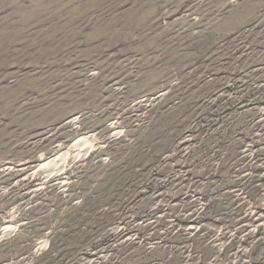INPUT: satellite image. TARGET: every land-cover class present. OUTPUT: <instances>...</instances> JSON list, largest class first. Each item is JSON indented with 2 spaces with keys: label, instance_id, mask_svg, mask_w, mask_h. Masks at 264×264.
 Here are the masks:
<instances>
[{
  "label": "rangeland",
  "instance_id": "374dc122",
  "mask_svg": "<svg viewBox=\"0 0 264 264\" xmlns=\"http://www.w3.org/2000/svg\"><path fill=\"white\" fill-rule=\"evenodd\" d=\"M0 264H264V0H0Z\"/></svg>",
  "mask_w": 264,
  "mask_h": 264
},
{
  "label": "bare ground",
  "instance_id": "6f19581e",
  "mask_svg": "<svg viewBox=\"0 0 264 264\" xmlns=\"http://www.w3.org/2000/svg\"><path fill=\"white\" fill-rule=\"evenodd\" d=\"M91 139V138H90ZM88 137L80 138L76 140L73 144L75 150L67 149L60 152L58 155L52 159L44 162L41 169L46 172L48 176H59L64 173L68 166L76 160L86 158L91 152L96 148L94 142H92ZM14 231V226L8 225L4 228L3 235L8 236ZM44 246V245H43ZM42 247V246H41Z\"/></svg>",
  "mask_w": 264,
  "mask_h": 264
},
{
  "label": "water",
  "instance_id": "95a60500",
  "mask_svg": "<svg viewBox=\"0 0 264 264\" xmlns=\"http://www.w3.org/2000/svg\"><path fill=\"white\" fill-rule=\"evenodd\" d=\"M11 234H12V233H11ZM11 234H10V235H11ZM10 235H8V236H10ZM8 236H4L3 238H6V237H8Z\"/></svg>",
  "mask_w": 264,
  "mask_h": 264
}]
</instances>
